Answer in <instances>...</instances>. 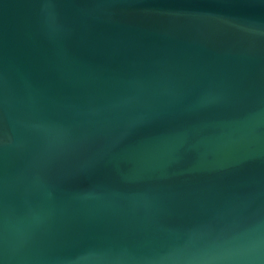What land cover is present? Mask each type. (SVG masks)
Listing matches in <instances>:
<instances>
[{
  "label": "water",
  "instance_id": "obj_1",
  "mask_svg": "<svg viewBox=\"0 0 264 264\" xmlns=\"http://www.w3.org/2000/svg\"><path fill=\"white\" fill-rule=\"evenodd\" d=\"M0 264H264V0H0Z\"/></svg>",
  "mask_w": 264,
  "mask_h": 264
}]
</instances>
